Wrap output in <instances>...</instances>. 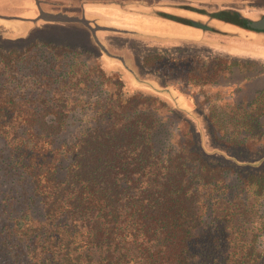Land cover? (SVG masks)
<instances>
[{
	"label": "trees",
	"instance_id": "16d2710c",
	"mask_svg": "<svg viewBox=\"0 0 264 264\" xmlns=\"http://www.w3.org/2000/svg\"><path fill=\"white\" fill-rule=\"evenodd\" d=\"M20 48H0V56L29 45ZM96 100L101 120L58 144L67 122L62 95L19 98L0 82L6 165L30 179L27 199L41 205L37 218L26 208L0 229L13 264H264V223L245 202L248 188H264V145L247 143L259 119L220 140L206 116L207 152L186 120L188 138L166 149L159 120L132 112L134 96ZM228 171L237 184L226 197Z\"/></svg>",
	"mask_w": 264,
	"mask_h": 264
},
{
	"label": "rangeland",
	"instance_id": "374dc122",
	"mask_svg": "<svg viewBox=\"0 0 264 264\" xmlns=\"http://www.w3.org/2000/svg\"><path fill=\"white\" fill-rule=\"evenodd\" d=\"M29 1L18 0L16 6H27ZM145 1H154L161 5L160 9L166 11L161 15L164 19L159 20L160 26L153 28L152 31L170 33L172 25L168 20V16L171 17L168 11L191 0ZM203 1L213 4L223 3L222 5L226 4V6L241 10L252 17L264 14V0ZM0 11L14 15L21 10L11 5H2ZM106 12L119 17V22L116 24L122 25V27L138 31L146 30L147 22L134 18L137 16H120L117 13L114 14L112 8L106 9ZM147 12L154 15L153 10ZM1 24L7 29V32H0V48H20L26 44L19 39H13L14 33L24 31V27L19 21ZM182 31L198 35L197 32H191L190 29L182 28ZM33 36L39 40L52 41L57 45L66 44L73 49L89 48L81 50L79 55H76L62 48L56 49L54 45L38 42L34 45L29 44L27 50H21L22 53L0 56V82L9 92L16 94L19 98L35 97L48 100L61 95L64 98L67 122L64 129L58 134V144L61 141L63 143L70 142L80 131L85 130L89 125L92 126L96 120H101L92 109V103L97 101L96 99L106 103L109 98L115 102L118 95L134 96L136 110L132 112L143 111L159 120L160 128H163L162 134L167 138L163 145L166 149L174 148L180 144L182 139L188 138V119L184 118L181 112L169 109L173 106L168 98L157 92L153 91V93L140 82L134 81V84L130 83L129 85V73L125 69L121 70L117 61L109 59L102 51H100L101 54L98 53L89 44L87 34L83 29L76 25L44 24L33 33ZM108 36L113 41L115 50L120 47L126 49L129 59L136 67L141 66V60L147 50L168 46V42L162 39L120 34H109ZM213 38L217 44L221 45V48L211 46L208 49L209 46L205 47L199 43L193 45L186 42L173 43L176 46L198 52L199 56H194V58L197 57L194 59V62L195 60L198 62L197 66L194 62L189 61L191 60L190 55H184L181 62L180 60L179 62H168L162 59L153 60L146 54L145 63L165 70L172 67L169 72H157L161 75L168 73L170 77L180 78L184 81L187 80L186 77L188 78L192 87L187 89L196 96L205 115H209L214 132L218 134L220 140L226 139V136L229 137L230 134H242L244 129L248 131L249 125L245 121L250 117L259 119L261 124L248 131L255 135L248 136L247 143L253 142L254 146L261 148L264 145V120H261L264 118V113H261L264 106V69L253 67L251 62L238 59H251L264 63V36L238 30L234 36H213ZM207 50L222 56L212 57L213 54H208ZM207 56L209 59L214 58L209 64L205 62ZM223 56H229L235 60L226 59ZM206 68L214 71L211 73L213 74L211 80L215 81L214 85L208 88L199 85V82L206 78V73H204ZM197 71H200L198 75L195 74ZM122 80L128 82L122 84ZM226 82H231L233 86L226 88ZM114 110L117 111V108L114 107ZM200 130L201 136L196 137V141L199 147L206 151L210 149L206 135L210 134L205 122ZM6 151L7 147L0 140V229L5 224H10L12 217L26 208L34 218H37L41 213L38 199H27L32 187L30 179L20 171L8 169ZM262 158L264 160V155ZM225 173L226 182L231 185L226 191L227 197L228 193L230 196L235 193L236 186L234 185L237 183L234 174L230 171ZM245 202L248 205L251 219L256 220L257 223L258 221L264 223V188L258 195L253 192L252 188H248ZM261 215L262 217L258 218ZM257 243L259 248H264V232L259 235ZM11 253L8 251V247H3L0 243V264H13Z\"/></svg>",
	"mask_w": 264,
	"mask_h": 264
},
{
	"label": "crops",
	"instance_id": "0c3cea01",
	"mask_svg": "<svg viewBox=\"0 0 264 264\" xmlns=\"http://www.w3.org/2000/svg\"><path fill=\"white\" fill-rule=\"evenodd\" d=\"M18 0H16L15 2H17ZM34 3L31 5L32 0L29 1V4L27 6H16L20 8V12L17 14H14L11 16H22L25 17L27 19H6V18H1L0 17V32H7V29L4 28V26L1 23H7L10 21H19L22 25H23V32L20 33H14V38L13 39H19V41L25 42V43H29V44H35L38 42H45L47 44H51V45H56V46H60L55 44L52 41H45V40H39L37 38H35L33 36V33L41 26V25H50V24H63V25H76L79 28L83 29L85 31V33L87 34V38L89 41V44L92 46L91 41L99 48V46L93 41L92 37H91V30L89 29V34L88 32L85 30L87 29L85 25H83L82 23H64V22H55V21H46L43 19H37L35 21L30 20L31 18L35 17L36 15H38L39 10L41 9L43 12L46 13H65L69 16H78V15H71L68 14L64 11L58 10V11H48V10H44L39 6V1L40 0H33ZM14 2V1H13ZM87 2L91 5H93L92 7H97L100 10H102L103 12H106V9L108 8H112L114 14H119L120 16L125 15L126 17L128 16H137L134 17L138 20H144L145 22H147L145 25V31H138V30H134V29H130V28H126V27H122V25L116 24L117 22H119V17L117 16H113L112 17V23L111 24H107L104 22L105 26H99V30L102 31V33H100L101 38L108 44V46L110 48H108L103 42L102 40L99 38L98 34H97V26L94 27L95 29V34L98 38V40L102 43V45L105 47V49L112 55L117 57V59L121 58L122 62L124 63V66L130 71L129 75L131 76V78L135 81L136 78H134L131 74V72H134L137 76V79L140 83L144 84L146 86V88H148L150 91H154L157 92L159 94L162 95H166L167 98L169 99V101L172 103V105H174L177 110H181L184 114H186V116L192 120L194 122V124L196 125L198 131H200L201 134V130L202 129V124L204 122V120L207 118L206 115L199 110L196 107V102H197V98L194 94H192V91L187 89L188 85L185 83H178V82H174L166 87H164L163 83H161L158 78H156L155 76H153L152 74H145V76H147L146 78H142L140 77V75H138V72L140 70L139 73H141L143 75L142 72V59L141 60V66L140 67H136L132 61L129 59L128 55H127V51L124 47H120L117 50H115V47H113V41L111 39H109L110 36H108L109 34H120V35H136V36H141V37H146V38H151V39H162L166 42H168V46L167 47H156V48H152L147 50L146 52H144V57H146V54H150L151 52L154 51H166V50H175V49H182V47L176 46L173 43H182V42H186V43H191L193 44H197V43H201L199 41L200 37L208 38L207 40L211 43L208 47V49L212 46H217L218 48H221L219 44L216 43L215 39L213 38V36H234L236 34V32L238 30L240 31H247L249 33H253L255 35L258 36H264V34L261 33H257V32H253L247 29H244L242 27H234L230 25V27H226L227 29H223L219 26H209V30L212 31L210 32H205V31H201L198 28H194L192 26H188V25H184L181 24L180 22H177L175 20H172L171 18H169L168 20L171 22L172 25V32L170 33H157L155 31H152L153 28H156L157 26H160V21L161 19H164L159 13H157V9L161 8V5L158 6L159 4H157L156 2H152V1H145V0H87ZM19 4V3H18ZM9 5V4H8ZM157 5V6H155ZM3 6H7V5H3ZM2 7V4L0 5V8ZM102 7V8H100ZM146 10V11H144ZM153 10V14L154 15H150L148 14L147 11H152ZM161 11H163L162 9H160ZM176 10H178V8H173L170 11H168V13H176ZM240 12V14L242 15V17L247 18H259L260 16H255L252 17L250 15H248L247 13H244L241 10H238ZM166 12V11H164ZM107 13V12H106ZM0 15H8L4 12L0 11ZM10 16V15H9ZM80 17V16H79ZM158 17V18H157ZM248 18V19H250ZM257 18V19H258ZM167 19V18H165ZM251 20H256V19H251ZM112 28H115L116 30H113ZM182 28L184 29H190L191 32H197L198 35H191L188 33H183ZM35 38V39H34ZM24 46V45H23ZM61 46H65L67 47L68 45H64L62 44ZM176 46V47H175ZM69 48H71L70 46H68ZM117 48V47H116ZM223 48V47H222ZM73 49V48H72ZM89 48H79L76 49L78 51L81 50H86ZM100 49V48H99ZM208 54H213L210 53L207 50ZM159 54V53H158ZM161 54V53H160ZM173 56V55H172ZM215 56H222L219 54H213L212 57ZM176 57V56H173ZM211 57V58H212ZM225 57V56H223ZM230 58L229 56L225 57ZM232 60H235L234 58H230ZM115 61H118L120 63V65L122 66L123 69V63L120 62L119 60L114 59ZM238 60H244L246 62H251L253 64V67L257 66V67H261V69H264L262 67H264V63L260 62V61H255V60H251V59H238ZM122 63V64H121ZM126 71V70H125ZM234 72V71H233ZM237 73H239L238 71H235ZM229 74V73H228ZM232 75V74H231ZM230 76V75H228ZM213 85L209 86L212 87ZM233 85H231L230 83L226 82V88L228 87H232ZM235 86V85H234ZM190 88V87H189ZM153 92V93H154ZM200 111V113H199Z\"/></svg>",
	"mask_w": 264,
	"mask_h": 264
},
{
	"label": "flooded vegetation",
	"instance_id": "af4514ba",
	"mask_svg": "<svg viewBox=\"0 0 264 264\" xmlns=\"http://www.w3.org/2000/svg\"><path fill=\"white\" fill-rule=\"evenodd\" d=\"M14 1V2H13ZM16 0H0V5H11L14 6L16 5ZM154 2V1H152ZM34 3V1L32 0L31 5ZM223 3H219L218 4H213L209 1H203V0H191V1H187L185 2L183 5L178 6V10H176V13H168L170 16H168L169 18H171L172 20H175L177 22H180L181 24L184 25H188V26H192L194 28H198L201 31H205V32H212L209 30V26H219L221 28H223L224 30L227 29L226 27H230L233 26L234 27H241L239 26V20L241 19L240 16H242L240 14V12L237 9H234L233 7L230 6H226V4L222 5ZM39 6L44 9V10H48V11H64L68 14L71 15H78V16H83L86 20L87 24V29H85L88 34H89V29L92 27V29L94 27H96L97 30V34L99 36V38L102 40V42L108 47V44L101 38L100 33H102L101 30H99V26H105L104 22L107 24H111L112 23V17L111 15L107 14L106 12H103L102 10H100L97 7H92L93 5L89 4L87 2V0H40L39 1ZM157 6V5H155ZM160 6V5H158ZM157 13H159L160 15L165 14L166 12L161 11L160 9H157ZM260 16V15H258ZM247 18H250L247 16ZM258 18V17H257ZM257 18H250V19H257ZM205 26V27H203ZM208 38H203L200 37L199 41L201 42L200 44L204 45L205 47L209 46L211 43L207 40ZM91 41L92 46L95 48V50L101 54V50ZM29 45V43L24 44V46ZM203 46V48H204ZM23 47V46H21ZM203 51V50H202ZM159 53V54H158ZM161 53V54H160ZM176 57H173V56ZM184 55H190V59L192 62H194V59L197 58L194 56H199V53L196 51H190L189 48H182V49H175V50H166V51H154L151 52L149 55H147V57H150L153 60H165L168 62H175L180 60V62L183 60V56ZM145 59L146 57H144V59L142 60V71H143V75L141 73L138 72V75H140V77L142 78H146L147 76H145V74H152L153 76H155L156 78H158V80L163 83L164 87L174 83V82H178V83H185L188 85V87H192V84L190 82H188V78L186 77V81L181 80L180 78H173L170 77V74L166 73L165 75H161L157 72L160 71H170L172 70V67H168L166 70L163 68H158L155 66H152L149 63H145ZM212 60V58L209 59V57L207 56L206 61L208 64L209 62ZM198 63L197 60H195L194 64ZM117 65L119 66V68L121 70H123L122 66L120 65V63L117 61ZM197 66V64L195 65ZM203 66V65H202ZM176 68V66H175ZM200 71L195 72V74L198 75ZM213 71L212 69L206 68L204 70V73H206V78L204 81H200L199 85L202 87H209L211 85H214V79L211 80V78L213 77V74H211ZM128 84H134V80L128 76ZM122 84L126 83L123 80L121 81ZM144 85V84H143ZM145 86V85H144ZM146 87V86H145ZM193 94V92H192ZM166 96V95H165ZM167 97V96H166ZM169 100V99H168ZM170 102V101H169ZM172 102V101H171ZM170 102V103H171ZM172 104V103H171ZM173 108L169 107L170 110L175 109L177 110V108L172 105ZM196 107L201 110L204 114V110L199 105V101L197 100L196 102ZM179 111V110H177ZM183 114L184 118L190 120L186 114H184L181 110L179 111ZM200 113V111H199ZM192 121V120H190Z\"/></svg>",
	"mask_w": 264,
	"mask_h": 264
},
{
	"label": "water",
	"instance_id": "95a60500",
	"mask_svg": "<svg viewBox=\"0 0 264 264\" xmlns=\"http://www.w3.org/2000/svg\"><path fill=\"white\" fill-rule=\"evenodd\" d=\"M1 18H6V19H27L25 17L22 16H9V15H0ZM37 19H43L46 21H55V22H64V23H82L83 25L87 26V22L85 20V18L83 16H69L65 13L59 12V13H46L43 12L41 9L38 12V15H36L35 17L31 18L30 20L35 21ZM205 27V26H203ZM209 28V27H206ZM242 28L253 31V32H257V33H261L264 34V14H262L258 19L256 20H251L246 18L244 20V26H242ZM113 30H116L115 28H112ZM91 30V37L93 39V41L99 46L100 50L102 51V53L108 57L109 59H116L119 60L120 62H122L121 58L117 59V57L112 56L106 49L105 47L102 45V43L98 40L96 34H95V29L92 27L90 28ZM123 63V62H122ZM121 63V64H122ZM124 66V63H123ZM125 70L127 72L130 73V71L124 66ZM132 75H134L133 77L137 79V76L134 72H131ZM136 82H139L138 80H136Z\"/></svg>",
	"mask_w": 264,
	"mask_h": 264
}]
</instances>
